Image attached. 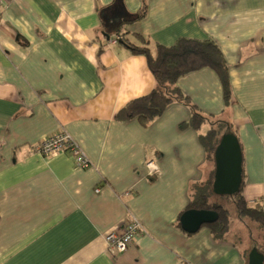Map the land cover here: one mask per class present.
<instances>
[{
    "label": "crops",
    "instance_id": "1",
    "mask_svg": "<svg viewBox=\"0 0 264 264\" xmlns=\"http://www.w3.org/2000/svg\"><path fill=\"white\" fill-rule=\"evenodd\" d=\"M114 1L0 6V264H248L230 229L214 240L205 226L187 234L179 223L193 188L214 169L200 142L207 127L181 129L191 117L182 103L145 127L116 115L154 87L146 59L121 41L136 45L140 35L166 48L182 38L214 42L227 65L228 106L210 69L179 78L176 87L201 115L235 132L244 200L262 204L264 0H121L127 14L143 4L145 14L118 33L111 25L107 36L99 13ZM59 132L89 168H77L67 153L36 152ZM134 220L141 230L133 244L109 254L105 237Z\"/></svg>",
    "mask_w": 264,
    "mask_h": 264
},
{
    "label": "trees",
    "instance_id": "2",
    "mask_svg": "<svg viewBox=\"0 0 264 264\" xmlns=\"http://www.w3.org/2000/svg\"><path fill=\"white\" fill-rule=\"evenodd\" d=\"M144 14L145 4H143L139 13L129 15L124 10L121 0H115L111 6L99 13L103 29L106 30L111 25L116 24L117 33L123 24L135 22L142 18ZM104 32L109 36L107 30ZM133 37L137 41L136 45L126 41H121V43L130 54L143 56L146 59L147 67L154 78V87L146 96L129 102L116 115V120L125 122L136 119L145 127L159 118L170 104L182 103L190 109L191 117L187 123L181 124L180 128L190 127L193 130H200L203 126L207 127L204 134L200 136V142L205 149L208 161L214 167L213 156L221 137L227 133L233 134L236 138L237 136L223 120L201 115L179 91L176 83L179 78L189 73L205 68L210 69L216 73L221 82L224 103L228 106L231 92L227 65L219 48L210 40L197 41L182 38L178 39L172 47L166 48L152 44L140 35ZM150 179H153V177H150ZM213 181L214 169L206 182L193 188V195L187 207V210L209 211L216 214L217 220L205 225L213 239L222 240L228 233L230 216L225 207L217 201L211 200L212 196L231 200L238 216L255 223L258 229L264 233V201L262 204L254 203L249 206L244 200L243 174L239 191L232 196L215 195L212 191ZM261 248L264 255V236Z\"/></svg>",
    "mask_w": 264,
    "mask_h": 264
},
{
    "label": "water",
    "instance_id": "3",
    "mask_svg": "<svg viewBox=\"0 0 264 264\" xmlns=\"http://www.w3.org/2000/svg\"><path fill=\"white\" fill-rule=\"evenodd\" d=\"M214 181L212 191L217 196H232L239 191L242 182V154L237 138L223 135L215 149ZM217 216L213 212L187 210L180 217L181 229L187 234L196 233L202 226L213 223ZM248 264H264V255L251 250Z\"/></svg>",
    "mask_w": 264,
    "mask_h": 264
},
{
    "label": "built area",
    "instance_id": "4",
    "mask_svg": "<svg viewBox=\"0 0 264 264\" xmlns=\"http://www.w3.org/2000/svg\"><path fill=\"white\" fill-rule=\"evenodd\" d=\"M5 1L6 0H0V6H2ZM116 43L117 40L113 42V44ZM35 150L37 153L45 157L67 153L77 168L87 169L90 166L88 160L83 155L76 143L73 142L64 132H59L43 140L35 148ZM146 166L149 169L150 177H154L156 173V167L151 162H149ZM140 230V224L134 220L124 228L122 233L108 234L105 237L108 253L113 256L124 253L133 244L134 238Z\"/></svg>",
    "mask_w": 264,
    "mask_h": 264
},
{
    "label": "rangeland",
    "instance_id": "5",
    "mask_svg": "<svg viewBox=\"0 0 264 264\" xmlns=\"http://www.w3.org/2000/svg\"><path fill=\"white\" fill-rule=\"evenodd\" d=\"M211 200L217 201L228 211L230 216V237L246 252L247 259L251 250H257V252L263 254L261 248L264 236L263 231H260L256 224L250 220L240 218L231 200L226 198L221 199L215 196H212Z\"/></svg>",
    "mask_w": 264,
    "mask_h": 264
}]
</instances>
